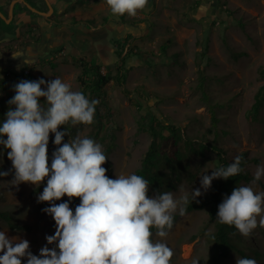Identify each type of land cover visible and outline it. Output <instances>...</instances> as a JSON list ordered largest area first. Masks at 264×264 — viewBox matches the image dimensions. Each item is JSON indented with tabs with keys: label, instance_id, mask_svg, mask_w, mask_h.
<instances>
[{
	"label": "rangeland",
	"instance_id": "obj_1",
	"mask_svg": "<svg viewBox=\"0 0 264 264\" xmlns=\"http://www.w3.org/2000/svg\"><path fill=\"white\" fill-rule=\"evenodd\" d=\"M11 1L3 0L1 13H7ZM30 2L38 10L46 9L41 0ZM58 8L54 21L34 14L21 2L9 20L0 16V50L9 48L5 53L11 54L22 43L28 47L25 58L29 57L22 67L0 71V120L10 107L7 101L15 94L14 84L26 80L27 73L30 80L60 77L82 92L81 61L98 63L100 71L110 76L121 67L120 82L111 79L101 92L84 89L89 99L99 101L93 123L59 126L58 130L69 132L62 143L77 134L90 137L102 145L108 158L102 165L106 175L108 164L110 178L131 174L152 141L142 128L152 113L162 124L175 125L181 135L177 145L168 149L170 154L173 149L181 152L168 180L174 188L158 186L159 190L172 191L177 200L186 193L191 198L192 189H201L197 198L209 192L211 187L206 192L201 188L200 175L216 169L217 155L210 148L203 155L187 148L184 142L190 139L196 149L198 143L215 145L230 162L246 153L244 169L253 179L238 185L264 191V176L254 181L257 166H264V0H148L135 16L113 15L105 0H79ZM53 139L50 133L49 166L57 147ZM8 151L0 146V171L9 172L0 177V210L32 229L15 232L0 220V230L27 239L30 251L39 255L45 245L54 247L46 236L55 233V221L42 211L49 202L37 201L47 178L39 186L10 183L14 169ZM156 193L149 186L148 195ZM66 200L63 196L55 203ZM214 231L208 209L203 208L180 216L166 237L154 235V239L172 248L170 264L193 260L210 264ZM230 239L234 248L221 264H236L242 258L238 250L264 264V227L258 226L249 236L236 229Z\"/></svg>",
	"mask_w": 264,
	"mask_h": 264
},
{
	"label": "clouds",
	"instance_id": "obj_2",
	"mask_svg": "<svg viewBox=\"0 0 264 264\" xmlns=\"http://www.w3.org/2000/svg\"><path fill=\"white\" fill-rule=\"evenodd\" d=\"M113 15L135 16L148 0H105ZM44 86V87H42ZM10 106L0 120V146L8 149V159L14 169L10 182L18 185L29 182L39 186L46 180L38 202H49L42 209L55 221V233L47 235L48 244L39 255L30 251V242L8 236L0 230V264H170L174 255L162 240L173 227V213H185L182 202L172 191L148 195L147 179L136 173L106 175L102 167L108 159L102 145L92 138L77 134L69 136L61 125L93 123L97 99H89L83 92L60 77L45 81L20 80L13 86ZM41 98H44L41 102ZM14 106V107H13ZM57 147L49 166V134ZM6 137V138H5ZM241 156L227 166H220L211 174L200 175L201 188L206 192L214 179L227 180L242 171ZM9 175L0 171V177ZM264 176V166H257L254 181ZM200 188L192 189L191 201L201 196ZM67 196L60 203L55 201ZM79 203L70 207L72 198ZM264 191L250 185H237L218 205L216 217L220 223L234 226L241 235L249 236L258 226L264 227ZM259 217V221L258 218ZM152 229H155L153 233ZM193 260L192 264H198ZM236 264H257L254 258L236 259Z\"/></svg>",
	"mask_w": 264,
	"mask_h": 264
},
{
	"label": "trees",
	"instance_id": "obj_3",
	"mask_svg": "<svg viewBox=\"0 0 264 264\" xmlns=\"http://www.w3.org/2000/svg\"><path fill=\"white\" fill-rule=\"evenodd\" d=\"M59 49L60 47H58V50ZM80 67L81 73L79 76V81L82 85L83 93L85 92L84 89L87 88H92L96 92H101L103 91V87L115 77V79L119 82L120 80H122V77L118 75V73L121 71V67L116 68L117 75L115 76L103 74L100 71V65L98 63L92 64L89 61L83 60L81 61ZM90 74H94V77L92 78ZM25 77L26 80H30L32 75L27 73L25 74ZM260 99L261 96L260 94H258L256 102L259 103ZM142 126L143 129L147 130L150 133L152 141L144 154L139 168H137L134 173L144 176L147 179L149 186L155 188L157 192L163 191L162 189L159 190L158 186L164 187L166 188V190L173 189L174 184L169 182L168 180L175 168L173 163L175 160H178L181 157V152L179 151V149H173L172 153L170 154L168 153V149L170 147L174 148L177 145L178 139L181 138L179 130L175 127V125L162 124V122L159 121L152 113L149 115L148 125L146 126L145 124H143ZM165 131H169V134H166ZM184 143L186 144L187 148L191 150L193 149L196 153L201 155L204 154V151L207 148H210V150L216 153L218 158V165L216 168L220 166H227L229 163H231L224 157V152L217 148L215 145L198 143L199 148L196 149L193 147L195 146V143L190 139L185 140ZM245 154L246 153L239 154V156H241L242 158L240 165L242 171L240 173H238L234 177L228 178L227 180L223 178L214 179L212 186L207 194H205L203 197L196 198L193 201H191V198H189L188 202H183L182 204V206L185 208L184 214L192 212L194 210H201L203 208L208 209L209 219L210 221L214 222L215 225V231L211 234L213 243L210 252V264H221L222 259L228 256L229 250L233 247L230 239V234L235 233L236 228L228 224L220 223L218 218L216 217V213L218 210V205L222 202V199L225 195H228V193L232 192V190L240 182H249L253 179V177H251L244 169L246 160ZM165 167H168L170 170L166 172ZM107 168V176L110 177L109 164ZM45 184L46 181L44 182V186ZM261 187L264 190L263 183H261ZM65 197L67 200L69 199L67 196ZM79 202V197H74L70 202V206L74 209ZM180 216L182 215L179 214V210L173 213V227ZM0 220L4 221L7 227L15 232H30L32 229L31 225L16 221L10 214L2 210H0ZM152 231L153 233H155V229H152ZM238 253L241 255V257L253 258L251 255L245 254L240 250H238Z\"/></svg>",
	"mask_w": 264,
	"mask_h": 264
},
{
	"label": "flooded vegetation",
	"instance_id": "obj_4",
	"mask_svg": "<svg viewBox=\"0 0 264 264\" xmlns=\"http://www.w3.org/2000/svg\"><path fill=\"white\" fill-rule=\"evenodd\" d=\"M26 1L31 3L30 1H32V0H26ZM41 1L46 6V9L45 10L39 9V11L43 12L44 14H39V13H36L34 11H32V12L36 15H39L40 17H44L48 20L54 21L55 20L54 17H56V11H58L60 9V8H58V6H60V7L61 6L62 7L71 6V5L75 4L76 2H78L79 0H41ZM17 4H18V2H16L13 6L12 16L15 14V11L17 10L16 9ZM50 6H52L51 11H49ZM0 7H2V10H3V8H4L3 0H0ZM26 8L29 9L28 7H26ZM2 13L6 14V15H4L5 17H8L9 9H8L7 13H5V12H2ZM27 49H28V47L26 45L19 43L17 45V47H15L13 49L11 54L5 53V52H8L10 50L9 48H7L5 51L0 50V71H5L6 69L12 68V67L19 68V67H22L23 65L29 63V62H27V60H29L27 58H29V57L25 58ZM12 54H14V55H12Z\"/></svg>",
	"mask_w": 264,
	"mask_h": 264
},
{
	"label": "water",
	"instance_id": "obj_5",
	"mask_svg": "<svg viewBox=\"0 0 264 264\" xmlns=\"http://www.w3.org/2000/svg\"><path fill=\"white\" fill-rule=\"evenodd\" d=\"M16 2H21L23 3L26 7H28L31 11H34L36 13H39V14H44L43 12L37 10L35 7L31 6L29 3L26 2V0H12L11 3H10V6H9V13H8V17H5L1 12H0V16H2L4 19L6 20H9V18L12 16V12H13V6ZM51 6H50V9L49 11H51ZM14 55V54H12Z\"/></svg>",
	"mask_w": 264,
	"mask_h": 264
},
{
	"label": "bare ground",
	"instance_id": "obj_6",
	"mask_svg": "<svg viewBox=\"0 0 264 264\" xmlns=\"http://www.w3.org/2000/svg\"><path fill=\"white\" fill-rule=\"evenodd\" d=\"M190 254V246H188L185 250V255L188 256Z\"/></svg>",
	"mask_w": 264,
	"mask_h": 264
}]
</instances>
